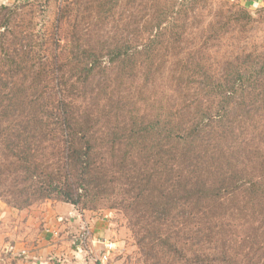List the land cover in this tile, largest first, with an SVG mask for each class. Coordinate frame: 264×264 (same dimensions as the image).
<instances>
[{
  "label": "trees",
  "instance_id": "16d2710c",
  "mask_svg": "<svg viewBox=\"0 0 264 264\" xmlns=\"http://www.w3.org/2000/svg\"><path fill=\"white\" fill-rule=\"evenodd\" d=\"M81 1L107 16L144 0H72L59 15L60 25L70 5ZM146 1L150 16L141 25L146 39L107 46L111 65L124 64L128 51L149 57L146 51L176 48L172 33L181 39L179 22L200 9V0ZM3 4L0 11L11 16L12 8ZM234 6L236 23L252 22L243 6ZM66 36L60 32L55 70L64 77L62 68L69 64L75 81L85 83L99 71L102 55ZM256 56L241 65L229 60L218 73L205 74L214 102L192 104L187 113L166 112L164 121L139 120L119 110L111 117L110 109L100 123L92 113L73 110L65 99L66 82L43 101L26 87H7L0 116L8 126L0 137L21 177L4 202L21 209L53 199L82 210L107 196V188L129 187L132 200L144 202L140 241L146 240L148 256L152 246L154 255L164 254V264H264V53ZM136 153L156 158L142 176H131L127 167ZM127 220L133 227L131 217Z\"/></svg>",
  "mask_w": 264,
  "mask_h": 264
},
{
  "label": "rangeland",
  "instance_id": "374dc122",
  "mask_svg": "<svg viewBox=\"0 0 264 264\" xmlns=\"http://www.w3.org/2000/svg\"><path fill=\"white\" fill-rule=\"evenodd\" d=\"M69 1L72 0L3 1V5L12 8V13L8 16V11H0V96L8 91L7 87H26L33 98L49 100L55 92L58 93V89L63 88L62 82H66L65 99L70 101L73 110L92 113L100 123L110 109L111 117L114 111L119 110L124 114L130 111L131 117L139 120L157 118L164 121L166 112L171 115L187 113L194 110L189 107L192 104L204 106L214 102L212 91L207 90L210 85L206 84L205 74L218 73L229 60L234 65H241L256 58L257 53H264L263 2L200 0L197 14L189 13L184 22H179L178 31L183 30L181 39L179 34L172 33L176 38L173 42L179 47L167 51L164 48L161 51H146L149 57L143 54L135 57L136 51H128L124 64L117 62L111 65L106 56L107 46L117 41L139 45L146 39L141 25L150 16V5L144 0L133 7L118 6L114 15L106 16L100 7L81 1L80 5H70L73 10L60 25L59 15ZM149 1L152 3V0ZM234 5L243 6L254 18L252 22L236 23ZM132 9L135 16L134 19L131 16L128 22ZM62 31L82 48L89 45L87 48L93 47L102 55L99 71L85 83L75 81L76 75L69 64L62 68L64 77L63 73L61 75L55 70L56 63L52 58L59 51L57 44L61 43ZM250 53H254L253 56ZM245 117L251 120L247 114ZM7 126V119L0 116V136L6 132ZM104 129L105 126L99 127V131ZM251 130H256L253 122ZM121 149H124L123 146ZM134 157L127 162L131 176H142L156 159L146 156L149 157L147 159L139 153ZM13 161L0 137V205L3 208L30 213L32 210L36 212L43 202L54 201H37L21 209L7 205L4 202L8 197L6 191L14 189L13 185L21 177L14 170L17 163ZM105 193L107 196L103 195V199L82 209L110 228L115 242L114 253L111 257L109 255L105 264H164V254L154 255L155 247L151 246L152 252L148 256L146 240L140 241L143 234L140 227L142 215L146 213L143 200L133 201L131 196L135 195V191L129 187L118 188L114 192L107 188ZM129 217L133 227L128 225ZM8 218L13 220L10 216ZM34 219L37 227L44 222L40 216ZM90 256L87 253L85 260L96 264L94 257Z\"/></svg>",
  "mask_w": 264,
  "mask_h": 264
},
{
  "label": "crops",
  "instance_id": "0c3cea01",
  "mask_svg": "<svg viewBox=\"0 0 264 264\" xmlns=\"http://www.w3.org/2000/svg\"><path fill=\"white\" fill-rule=\"evenodd\" d=\"M257 1L264 3V0ZM39 216L44 222L37 227L34 218L39 219ZM0 220L3 221H0V264H90L77 240L83 220L90 223L93 237L115 243L106 224L67 202H43L36 212L30 213L0 205ZM8 246H12L13 251L6 252L4 248ZM113 253L110 252V257Z\"/></svg>",
  "mask_w": 264,
  "mask_h": 264
},
{
  "label": "built area",
  "instance_id": "2783aa9c",
  "mask_svg": "<svg viewBox=\"0 0 264 264\" xmlns=\"http://www.w3.org/2000/svg\"><path fill=\"white\" fill-rule=\"evenodd\" d=\"M81 225V231L77 235L79 247L84 248L86 253L92 255L91 257H94L96 264H105L109 259L110 252L114 249V244L103 238L93 237L87 221L83 220ZM4 250L11 252L13 251V247L8 246Z\"/></svg>",
  "mask_w": 264,
  "mask_h": 264
}]
</instances>
